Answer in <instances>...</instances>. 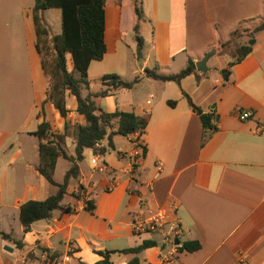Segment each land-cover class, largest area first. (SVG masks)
I'll use <instances>...</instances> for the list:
<instances>
[{
	"label": "crops",
	"instance_id": "crops-1",
	"mask_svg": "<svg viewBox=\"0 0 264 264\" xmlns=\"http://www.w3.org/2000/svg\"><path fill=\"white\" fill-rule=\"evenodd\" d=\"M34 4L35 0L32 15ZM142 6L144 48L143 57L138 59L133 0H106V53L101 60L108 55L112 58L98 73L116 72L131 80L157 64L158 72H178L190 58L196 64L207 51L215 50L206 71L196 69L179 82L144 77L133 88L110 95L115 103L105 104L107 108L104 97L96 98L106 111L120 109L146 117L145 132L131 135L137 139L131 149L119 146V134L113 136L114 148H109L107 136L101 141L107 147L104 155L86 148L79 163L80 174L75 178L77 184L69 180L64 199L67 195L70 198L62 202L65 208L55 209L49 219L33 222L27 232L20 220L21 204L57 191L36 169L40 160L39 142L32 134L36 129L24 138L25 143L34 140L32 148L38 160L32 168L36 183L26 178L30 169L25 155L20 157L26 162L23 165L11 155L0 157V232L11 235V239H5L0 234V264H48L54 258L52 254L58 256L69 248L80 264L101 260L100 251H115L109 256L111 264H130L135 257L137 264H162L172 253L173 241L182 244L194 240L200 247L193 251L178 249L177 264H264V30L255 34L251 44L248 41L252 38L245 31L261 20L264 0H142ZM109 13L113 15L111 38ZM34 30L35 39H29L32 68L35 71L39 64L47 82L44 94H38L36 107L41 110L36 115L37 126L47 120L54 131L64 132L67 123L66 145L73 154L67 142L70 139L75 146L76 126L84 119L76 111L75 96L69 92L66 117L46 101L48 79L36 48L35 24ZM238 31L241 44L247 41L252 50L231 67L225 81L223 69L231 53H220L221 45ZM129 32L134 34L133 42H126ZM125 44L133 54L129 63ZM177 67L180 69L175 70ZM135 88L145 89L147 96L135 95ZM189 98L213 115L215 131L203 126ZM168 100H174L175 105H169ZM19 104L23 105V100ZM244 110L251 112L247 119L240 118ZM259 124L263 125L261 130ZM138 144L146 151L140 162L133 164L132 153ZM88 154L95 162L84 168ZM61 158L66 160H57L54 179L58 182L70 166L66 160L61 180L56 179ZM80 184L87 194L95 196L93 211L85 208L83 198L71 195ZM30 186L34 187L32 191ZM158 209L169 213V222L163 228L140 233L133 230L135 215ZM145 240H153L155 245L139 253L118 251Z\"/></svg>",
	"mask_w": 264,
	"mask_h": 264
},
{
	"label": "trees",
	"instance_id": "trees-1",
	"mask_svg": "<svg viewBox=\"0 0 264 264\" xmlns=\"http://www.w3.org/2000/svg\"><path fill=\"white\" fill-rule=\"evenodd\" d=\"M105 6L106 0H35L33 7V21L36 28V48L41 55V65L48 79L46 101L51 102L62 117H66L68 108L66 105L67 92L74 95L77 101L76 111L82 115L84 122L78 124L75 130L74 153L70 154L66 145V128L64 132H56L47 120L38 124L34 134L38 139L39 163L36 169L51 184L57 187V191L44 199H29L20 206V220L24 231L30 230L33 222L41 219H49L57 208H65L64 196L68 193L67 187L71 178H77L80 174V162L84 159V150L91 148L97 155H104L107 147L101 145V141L107 136L109 148H114L113 136L116 134L132 135L143 134L147 126V118L139 117L133 111L116 109L106 111L96 102V98L114 95L120 89H131L144 77H151L160 81L179 82L185 76L196 73V64L190 58L184 68L178 72H158L160 66L157 64L153 69L146 68L143 74L136 75L131 80H125L116 72L104 73L97 77L98 88L91 89L88 77V68L92 61L103 59L106 53L105 42ZM136 23L133 26L136 39V56L143 57L144 37L140 32V21L144 19L142 0H133ZM49 8H59L61 11V32L49 37V29L44 23L41 12ZM264 30V15L261 20L246 29L248 37L253 38L255 34ZM235 34V33H234ZM225 44L223 43V48ZM222 49V48H221ZM49 50L53 52L48 58ZM252 50V46L246 42L235 48V54L223 69V78L229 79L231 67L240 62ZM225 52L220 51V53ZM87 94H82L83 88ZM174 100H168V104L175 105ZM189 103L192 110L199 115L205 128L211 131L217 129L212 122L213 115L205 113L190 98ZM210 134V133H208ZM146 148L143 147V155ZM59 157L65 158L70 166L65 171L63 180L58 182L54 179L55 168ZM71 195L85 201V208L93 211L95 209L93 193H86L80 184ZM68 208V207H67ZM5 239H11V235L0 232ZM21 245L20 241H15ZM179 243V242H177ZM155 241L145 240L141 244L118 250L122 253H139L142 250L154 246ZM200 247L198 240L185 241L179 249L188 251ZM101 252L103 258L94 264H111L110 253ZM57 256L52 254L51 257ZM138 258H133L129 263L137 264Z\"/></svg>",
	"mask_w": 264,
	"mask_h": 264
},
{
	"label": "rangeland",
	"instance_id": "rangeland-1",
	"mask_svg": "<svg viewBox=\"0 0 264 264\" xmlns=\"http://www.w3.org/2000/svg\"><path fill=\"white\" fill-rule=\"evenodd\" d=\"M32 3H34V0H0V157L4 158L7 155H11L18 164L23 165L27 162L30 171L27 172L26 178L30 182L36 183L37 178L34 176L32 168L33 164L38 160L32 148L34 140L30 138L25 143L24 138L29 131L36 129V115L41 110L39 106L36 107L38 94L39 96L44 94L47 82L44 80L39 64H37L35 71L31 64L29 39L30 37L32 40L35 39L31 10ZM41 15L44 17V23L49 29V35L53 36L55 33L61 32V11L59 8L46 9L41 12ZM107 21L110 27L108 34L109 38H111L113 15L110 13L107 16ZM238 33H235L229 41L224 43V48L222 47L223 44L221 45L222 49L220 51H223V49L230 51L231 55H227L228 59L233 58L232 55L236 53L235 48L241 44L239 40L241 33L239 31ZM133 35V32H129L126 42H133ZM52 54L53 52L49 50L48 58H51L50 55ZM125 57L128 63L133 59L132 51L128 49L126 44ZM111 58L112 56L108 55L105 60L93 61L88 70L92 90L97 89L99 86L97 77L100 76V73H98L101 70L100 68L105 67V63ZM171 68L173 69V67ZM179 69L180 67H177L175 70ZM147 92L141 88L133 90V93L140 97H146ZM86 93L87 89L84 87L82 94L85 95ZM21 100H23V105L19 104ZM102 102L105 108H107L105 104L114 106L115 98L112 96L104 97ZM48 116L51 118L49 112ZM28 121H31V124H28ZM117 140L122 148H130L132 143L137 141L131 135L121 134H119ZM67 143L70 151L73 152L74 145H72L70 139H68ZM21 155L27 157L26 162H21ZM125 155L126 161L129 156L128 153ZM94 162L95 160L92 159L91 161L90 154H88L86 161L83 162V167L89 168L91 163ZM67 165V161L61 158L58 172L55 176L56 179L61 180L63 170ZM71 184H77V179L72 178ZM29 189L32 191L34 187L30 186ZM69 198L70 196L67 195L64 202H68Z\"/></svg>",
	"mask_w": 264,
	"mask_h": 264
},
{
	"label": "built area",
	"instance_id": "built-area-1",
	"mask_svg": "<svg viewBox=\"0 0 264 264\" xmlns=\"http://www.w3.org/2000/svg\"><path fill=\"white\" fill-rule=\"evenodd\" d=\"M150 102V100H148ZM251 116V112L248 110H244L240 112L241 119H247ZM263 125L259 124L257 126L258 129H262ZM143 157V146L139 145L134 149L132 153L133 164H137ZM160 169V165H158ZM169 222V213L164 209H158L150 212L147 215L143 213H139L134 216V221L132 223V228L135 232H147L153 231L156 229H161L163 226ZM168 240V237L166 238ZM173 250L172 253L164 259L162 264H177L176 262V253L178 249L181 247V243H175L173 241ZM48 264H80L78 259L75 257L73 250L69 248L65 252L60 255L52 258Z\"/></svg>",
	"mask_w": 264,
	"mask_h": 264
},
{
	"label": "water",
	"instance_id": "water-1",
	"mask_svg": "<svg viewBox=\"0 0 264 264\" xmlns=\"http://www.w3.org/2000/svg\"><path fill=\"white\" fill-rule=\"evenodd\" d=\"M38 2H40V0H38ZM253 42H254V39H251L249 41V44H251ZM213 53H215V50L207 51L204 54L203 58L196 62V68L198 71H202V72L206 71V69H207L206 63Z\"/></svg>",
	"mask_w": 264,
	"mask_h": 264
}]
</instances>
